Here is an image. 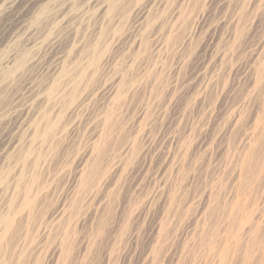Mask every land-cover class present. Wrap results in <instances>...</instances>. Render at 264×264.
<instances>
[{"label":"rangeland","instance_id":"obj_1","mask_svg":"<svg viewBox=\"0 0 264 264\" xmlns=\"http://www.w3.org/2000/svg\"><path fill=\"white\" fill-rule=\"evenodd\" d=\"M0 264H264V0H0Z\"/></svg>","mask_w":264,"mask_h":264},{"label":"bare ground","instance_id":"obj_2","mask_svg":"<svg viewBox=\"0 0 264 264\" xmlns=\"http://www.w3.org/2000/svg\"><path fill=\"white\" fill-rule=\"evenodd\" d=\"M7 2H8V1H7ZM10 2H11V1H10ZM12 3H13V1H12ZM107 43H108V42H107ZM97 65H98V62H97ZM62 76H63V75H62ZM52 92H53V91H52ZM54 97H55V96H54ZM49 98H50V100H51V98H53V97L50 96ZM52 101H53V100H52ZM50 123H51V122H50ZM46 125H47V124H46ZM48 127H49V126H48ZM36 128H37V127H36ZM48 130H49V129H48ZM50 130H51V129H50ZM43 131H44V130H43ZM45 132H46V131H45ZM48 133H49V131H48ZM56 133H57V132H56ZM43 144H44V143H43ZM40 188H41V187H40ZM35 189H36V188H35ZM27 196H28V195H27ZM25 200H26V198H25ZM32 203H33V202H32ZM33 204H34V203H33ZM33 204H32V205H33ZM21 206H22V205H21ZM26 212H27V211H26ZM21 215H22V214H21ZM8 217H9V216H8ZM8 217L3 218V221H4V222L6 221V224H7V222L10 223V222H9L10 219H9ZM14 222H15V221H14ZM39 229H40V228H39ZM37 231H38V230H37ZM10 232H11V230H10ZM27 235H28V234H27Z\"/></svg>","mask_w":264,"mask_h":264}]
</instances>
